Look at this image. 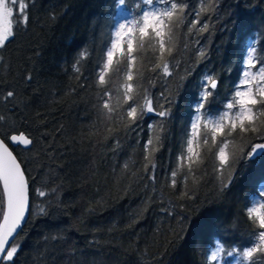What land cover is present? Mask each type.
I'll return each mask as SVG.
<instances>
[{"label":"trees","instance_id":"16d2710c","mask_svg":"<svg viewBox=\"0 0 264 264\" xmlns=\"http://www.w3.org/2000/svg\"><path fill=\"white\" fill-rule=\"evenodd\" d=\"M17 1L24 10H13V36L0 47V137L32 141L10 146L29 212L10 245L17 253L0 264H264V253L242 255L260 231L248 209L264 203V155L247 156L264 140L261 106L247 132L226 118L215 142L206 119L234 102L250 46L254 63L264 61V0H180L165 38L168 76L153 70L158 41L136 30L134 104L124 100L126 40L104 65L122 14L140 20L145 0Z\"/></svg>","mask_w":264,"mask_h":264},{"label":"snow or ice","instance_id":"6c2138e0","mask_svg":"<svg viewBox=\"0 0 264 264\" xmlns=\"http://www.w3.org/2000/svg\"><path fill=\"white\" fill-rule=\"evenodd\" d=\"M164 4L162 9L155 8L151 11L142 10L140 20H133L128 24H120L118 30L115 32L116 39L111 44V50L106 52V63L104 68L107 69L112 65L114 57L117 52L124 54V41H127V58H128V73L126 80L128 83L124 85L125 88V102L133 101L135 103L131 93L133 92V65L135 61L134 43L136 30L139 32V38L143 41L145 38H155L158 41V48L160 54V63L155 65L156 68H161L165 76L170 75L169 63L164 60V53L167 51L171 53V48H166V37L171 40L172 36V17L175 11L180 8V0H173L168 5L166 0H160ZM125 0H120V4H124ZM148 5H153L154 0H145ZM24 4H20V11L23 12ZM183 11L182 8H180ZM13 8L9 7L5 0H0V47L5 45V42L13 36V25H12ZM27 17H24L26 22ZM19 23V21H17ZM125 29H127L125 31ZM255 56L254 45L250 46L247 52V59L245 61L244 79L238 86L235 92L234 102H229L226 105L228 110L236 109L233 117L229 118L228 112L223 113L218 120L213 123L211 128L212 140L216 141L217 134L223 133L224 124L223 121L227 118L230 119V128L235 130L239 127L241 132H247L250 125H254L256 119L255 108L257 105L261 106V114L264 115V61H261V66L258 71L249 73L248 68H256L257 65L253 61ZM101 83L104 82L105 77L99 76ZM247 85L246 88L244 86ZM211 86L215 87V81L211 82ZM244 89V90H241ZM208 92L206 91L201 98V103L197 106V112L204 107V102L207 100ZM8 97H13L14 93L9 91ZM151 99L145 97V104L147 111L151 112ZM133 104L128 105L127 116L133 121L137 119V107ZM103 107L105 109H112L109 107V103L105 102ZM161 116L167 115L166 112L159 113ZM200 117L197 116L192 123V129L198 128V121ZM207 123L205 127H207ZM253 132H258L257 127L252 126ZM11 142L15 144H23L25 146L30 145L32 141L25 135H12L10 138ZM5 139H0V183L3 186V198L0 200V261L10 262L13 260L14 255L18 251V247L10 246L15 241V235L18 234V229L21 227L22 221L25 219V211L28 207V184L25 180L24 173L21 170L20 164L17 163L16 158L9 150L8 145L5 143ZM151 141H149V144ZM193 140L189 139L187 152L189 154L188 159L192 161V157L198 155L194 152ZM264 155V143H256L251 145V151L247 153L249 158L255 159L256 157ZM218 158L221 165L227 162V156L225 154L224 147L219 150ZM175 176V173H173ZM173 186H175V180H173ZM38 195L43 197L45 192L39 191ZM260 196L264 197V189L260 190ZM253 207L248 209L249 219L253 216L256 217L257 227L260 229L258 233L253 235L257 237L254 244L250 248H246L242 255L245 260H251L253 255L257 252L264 253V203H256L253 201ZM43 211V210H42ZM228 255H232L231 252ZM212 259H216V253L213 252Z\"/></svg>","mask_w":264,"mask_h":264},{"label":"rangeland","instance_id":"374dc122","mask_svg":"<svg viewBox=\"0 0 264 264\" xmlns=\"http://www.w3.org/2000/svg\"><path fill=\"white\" fill-rule=\"evenodd\" d=\"M5 3H6L9 7H12L13 10H15V11H17V12H21L19 6H20V4H22V2L17 1V0H5ZM153 7L162 9V8L164 7V4L161 3L160 0H157V1L154 2L153 5H148V4H146L144 10L151 11V10L153 9ZM129 22H130V16H129L128 14H125V13L122 14V16H121V18H120V20H119V22H118V24H117V27H116L115 32L118 30L120 24H128ZM126 30H127V29H125V31H126ZM115 39H116V36H115V33H114L113 41H114ZM246 59H247V56H246ZM245 61H246V60H245ZM260 66H261V65H258L256 68H248L247 71H248L249 73H252V72L258 71V68H259ZM245 71H246V69H245V66H244L243 74H244ZM243 79H244V75H243ZM243 79H242V80H243ZM246 87H247V85L244 86V88H246ZM241 90H244V89H241ZM235 111H236V109H234V110H228V109H226V110L220 111L219 113H216V114H212V115H211V114H208L206 119H207V121H210V122L213 124L216 120H218V119L220 118V116H221L223 113L228 112L229 117H233L234 114H235ZM196 117H197V115L195 116V118H196ZM195 118H194V120H195ZM231 264H235V263H231Z\"/></svg>","mask_w":264,"mask_h":264},{"label":"water","instance_id":"95a60500","mask_svg":"<svg viewBox=\"0 0 264 264\" xmlns=\"http://www.w3.org/2000/svg\"><path fill=\"white\" fill-rule=\"evenodd\" d=\"M212 81H215V84H216V80L215 79H213V80H211L210 82H209V87H212L211 86V82ZM12 135H21V133H14V134H11V136ZM10 136V137H11ZM9 137V138H10ZM0 139H1V137H0ZM6 143V142H5ZM256 143H264V140L263 141H256V142H254L253 144H256ZM7 145H8V147H9V150L12 152V154H13V156L16 158V156H15V154L13 153V151H12V149H11V147L10 146H21L22 148H27V147H29V145H27V146H25V145H23V144H15V143H13V142H11V140L9 139V143H6ZM252 144V145H253ZM249 151H251V147H250V149H249ZM248 151V152H249ZM249 158V157H248ZM257 158V157H256ZM249 159H251V160H253L252 158H249ZM16 160H17V158H16ZM17 163L18 164H20L19 163V161L17 160ZM21 166V165H20ZM21 170H22V168H21ZM23 172V171H22ZM24 177H25V175H24ZM25 180H26V178H25ZM27 182V181H26ZM1 184V187H2V190H3V186H2V183H0ZM28 212H29V195H28V207H27V209H26V211H25V219L22 221V224H21V226L24 224V222L26 221V219H27V216H28ZM21 228V227H20ZM19 228V229H20ZM19 229H18V231H19ZM1 262V261H0Z\"/></svg>","mask_w":264,"mask_h":264}]
</instances>
